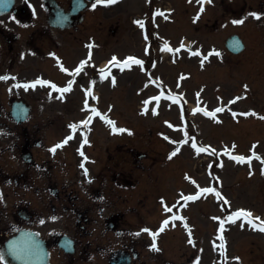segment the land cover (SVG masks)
I'll use <instances>...</instances> for the list:
<instances>
[{
  "label": "rangeland",
  "instance_id": "rangeland-1",
  "mask_svg": "<svg viewBox=\"0 0 264 264\" xmlns=\"http://www.w3.org/2000/svg\"><path fill=\"white\" fill-rule=\"evenodd\" d=\"M126 1L117 4L115 7L118 9L115 11L110 7L109 11L104 12L100 7L105 4H96V0H92L93 3L89 7L96 8V12L91 18L85 15L88 16L85 21L88 30L84 39L88 35H94L98 40V44L95 43L93 58L98 59L99 63L108 56L107 52L112 56L115 53L119 56L144 57L145 62L142 66L132 67L118 74V83L111 86L113 88L110 89L111 93L106 91V94L102 95L108 98V103L112 105V117L118 121L114 123L126 128L132 127L134 130L132 134L125 133L130 137L123 138L114 137L102 125L87 128L91 138L86 146L89 161L85 164L88 170L85 173L80 169L81 158L78 154H74L75 147L68 144L60 149L57 160L60 161L61 168V170L56 169L60 183L67 190L72 188L74 192L77 191V194H80V202H90L92 198L88 194L96 186L102 187L106 192L109 191L107 199L110 198L108 205L110 212L122 210L123 206L128 204L135 205V209L123 210L125 213L123 224L132 232H141L136 234L140 236L139 247L144 258L152 264H264V234L252 231L248 227L249 224L247 225L242 219H237L235 223L226 220L236 208L248 210L264 219V174H262L264 163L261 162L264 160V119H261L264 117V0H211L203 14L194 21L192 16L196 6L195 0H170L174 4L175 11L172 14L174 20H169L171 22L166 23L164 29L158 31L160 38L152 31L153 40H157L152 44L155 49L153 58L151 52L142 51L145 36L150 34L149 30L143 28V30L137 29L135 33L129 31L135 14H141L142 9L144 10L141 12L147 10L143 4L147 0ZM93 4L96 6L93 7ZM251 13L257 14L259 18L250 15ZM97 19L101 20L99 25ZM43 20L42 14H35L37 23H42ZM240 20L243 23H234ZM108 26L117 31H114V34L107 31ZM157 27H162V22ZM30 29L31 27H26L19 30L24 33L20 39L21 43ZM231 33H238L246 45L244 51L238 55L230 54L223 45L225 38ZM77 34L81 35L82 30L80 29ZM55 36H57L55 31L49 30L39 34L37 41L40 45L37 52L42 54L50 65L33 63L28 69L27 62L18 61L14 64L15 70L23 71L22 73L25 74L30 71L34 72L33 74L35 72H39V75L47 74L56 82L64 83L66 78L60 74L58 67L45 57V50H48L52 44L49 40ZM67 37L72 38V35ZM166 38L173 44L182 43L183 39H187L191 46L188 50H179L175 54L177 59L174 62L161 49ZM64 43V53H75L70 51L73 47L69 44L78 45V52L77 55L61 54L62 61L67 64L78 62L80 58L78 55L84 53L80 46L82 41L69 43L66 40ZM196 52L207 57L203 60V64L198 55L192 54ZM6 59L5 57L1 60ZM31 60H38V57H32ZM23 62L25 65L22 64ZM2 65H6V62H2ZM2 65L0 64V72H3ZM147 71H154L152 74L156 81L152 84L146 76ZM82 76L84 80L85 74L82 73ZM105 79L107 78L104 77ZM88 80L89 78H86V81ZM104 80L92 84L99 90L105 91L109 84ZM6 86V83L0 82V98L4 103L11 96L4 95ZM83 88L81 83L77 84L74 92L62 104L54 99L52 94L51 97L45 96L39 101L42 95L40 91H36L35 95L24 91L23 96L33 103L34 119H44H42L44 128L42 127L43 131L41 130L40 134L47 135L50 141L58 138L60 140L67 134L72 125L70 119L81 118L84 113L80 105L84 94ZM162 88L164 92L172 91V98L161 105L157 115L140 114L139 106L143 96ZM183 91H185V101L189 100L190 105L194 103L193 101L200 100L211 108L210 110L224 109L219 112L220 118L218 120L212 116L203 118L197 113L190 114L191 112L187 111L186 121L181 127L178 108L175 106L178 99L174 93L180 94ZM21 92L22 90H19L18 94ZM14 96L18 97L17 93ZM238 97L239 99H236ZM39 102L43 103V108L38 109ZM233 113L236 115L234 116ZM243 113L255 114L242 115ZM108 134L115 143L120 139L124 142L121 144L125 145L112 148L115 143L107 140ZM166 135L172 138L171 142L165 139ZM192 140L197 143L195 151ZM176 141H182L184 144L176 155L172 156L171 154L180 148ZM106 145L109 146L111 158L107 157ZM127 146L134 147L132 152L127 150ZM201 147L207 150L198 152L197 149ZM219 148L226 152L238 151L248 157H253L255 154L260 159L252 158L250 163L236 161L237 164L225 158L224 151H219ZM138 152H144L145 157L135 158L133 154ZM8 154L0 155L2 167H11L9 169L17 172L31 169L20 162L16 149L13 152L15 157L11 158L13 155L9 157ZM246 164H253L255 167ZM114 172L118 173L123 185H127L129 181L127 177L131 176L130 182L134 186L121 189L118 195V192L113 190L120 188L112 180ZM88 174L95 176L93 182ZM190 178H194L201 186L207 185L215 189L218 180L220 189L214 192L221 190L224 195L215 198L213 192L206 193L203 201L191 205L184 211L187 216L190 215L189 224L194 234L193 242H190V236L184 234L177 226L156 238L155 244L158 250L153 249L156 253L152 252L148 236L142 228L146 225L153 229L164 215L160 205L161 196H164L171 206L170 202L173 199L172 204H174L175 196L181 194V191L195 189L190 184ZM3 192L7 195L5 200L8 206L11 207L24 199L22 197L29 199L33 204L39 202L38 197L32 192H25L22 196L21 187H4ZM225 199L228 204L224 203ZM180 204L181 202L178 206ZM67 206L70 207L71 204L67 203ZM9 220L11 219L8 218L6 222ZM222 221L223 231L220 230ZM60 223L62 231L71 232L75 229L73 216L69 213H61ZM2 224L4 222L0 223ZM241 224L244 225L243 228ZM94 226L98 231V226ZM221 236L223 239L220 238ZM165 260H168V263Z\"/></svg>",
  "mask_w": 264,
  "mask_h": 264
},
{
  "label": "flooded vegetation",
  "instance_id": "flooded-vegetation-1",
  "mask_svg": "<svg viewBox=\"0 0 264 264\" xmlns=\"http://www.w3.org/2000/svg\"><path fill=\"white\" fill-rule=\"evenodd\" d=\"M50 8L45 5L47 11ZM12 10L25 13L27 8L14 6ZM10 25L7 24V27L0 28V43L3 42L0 50H6L9 65L14 62V56L18 54L15 45H19L17 38L9 28ZM0 77L9 79L11 74L6 71L4 74L0 73ZM10 89L12 87H7L6 90ZM39 123V121L37 123L32 121L25 127L15 128L14 131L12 118L6 106L3 107L0 103V154L6 152L11 155L15 148L23 153L31 154L30 161L26 163L31 169L17 172L0 165V223L4 222L0 225V245L3 240L18 229L32 228L39 233L38 236L43 240V245L47 250L45 264L115 263L116 259L110 260L113 250L135 249V241L126 242L123 240L124 234L120 227L124 212H115L116 215L111 219V215L107 211L108 206L104 208V205L107 204L105 194L98 188L90 190L88 194L92 198L90 202H80V197L74 194V190L68 191L57 177L56 169L61 170L60 161H56L54 157L48 161H38L33 157L32 149H37L40 156L46 153L45 143L41 139V135L37 133L40 128ZM42 150L44 151L42 152ZM107 157L110 156L107 155ZM113 179L117 181L119 177L115 175ZM14 186L22 188V196L25 192L37 195L38 204H33L29 199L22 197L24 199H21L18 204H14L12 207L8 206L5 200L7 195L3 192V188ZM69 202L75 229L71 232H62L59 217L62 207ZM8 218L11 220L6 222ZM94 225L98 226V231L95 230ZM110 227L114 228L113 234H118V239L109 237ZM63 235L69 237L67 240L73 249L72 252L60 246ZM0 264L5 263L0 259ZM131 264L144 263L136 260Z\"/></svg>",
  "mask_w": 264,
  "mask_h": 264
},
{
  "label": "snow or ice",
  "instance_id": "snow-or-ice-1",
  "mask_svg": "<svg viewBox=\"0 0 264 264\" xmlns=\"http://www.w3.org/2000/svg\"><path fill=\"white\" fill-rule=\"evenodd\" d=\"M117 2H118V0H96V4H114V3H117ZM207 2H208V3H211V0H207ZM197 3H200L201 5H203L204 0H197ZM96 4H93V7H95ZM201 11H203V8H201ZM160 14L162 15V13H160ZM250 15H253V16H256V18H259V17L257 16V14H255V13H251ZM136 23L140 24L141 27L143 26L141 21H136ZM234 23H243V21H242V20H240V21H234ZM88 47L91 49V48L93 47V45L89 44ZM181 47H183V45H181ZM166 50H168V51H172V49H170V48H166ZM176 51L178 52L179 49H176ZM192 54H193V55H199L198 52H196V53H192ZM216 55H219V53H216ZM204 59H207V57H205ZM113 62H117V58H116V57H113L112 60H111L109 63L111 64V63H113ZM81 63H82V65H84V64L87 63V61H83V62H81ZM130 63H134V64H142L143 61H141V60H139V59H136L135 57H128V58H126L125 61H123V64H124L125 67H128V66L130 65ZM201 63L203 64V60L201 61ZM80 70H81V69L78 67V68L76 69V72H79ZM65 71H67V70L65 69ZM101 71L103 72L104 70L101 69ZM0 79H7V77H0ZM113 82H114V81H113ZM49 83H50V82H48V81H43V80H39V79H38V80L35 81V83H34L33 85H31V86L34 87L35 84H45V85H47V84H49ZM52 87L55 88V85H52ZM57 90L63 93V92H67V91H69V90H70V87H65V88H63V89H57ZM153 99H155V100H159L160 97H154ZM236 99H239V97L236 98ZM232 102L234 103L235 101H232ZM147 103H149V101H145V104H147ZM86 107H87V105H86ZM223 110H224V109H222V108H216L213 112H210V113H209V112H205V114H206V115H209V116H212V117H215V114H216L217 112H221V111H223ZM197 111H200V109H197ZM93 114H94V115H100V114H99L98 112H96L94 109H93ZM250 114L254 115L255 113H243L242 115H250ZM233 115L235 116L236 114L233 113ZM261 119H264V117H261ZM84 123L87 124V121H85ZM108 123L114 125V122H113V121H108ZM72 127H75V126H72ZM113 131H114V132H124V131H126V130H125V129H119V128H115V127H113ZM69 139H72V137L69 136L68 138H66L65 141H63V143H67V141H68ZM84 143H87V140H86V139H85ZM61 146H62V144H58V145H56V146L52 149V151H55L56 148H59V147H61ZM193 147L195 148L196 145L193 144ZM253 148H255V145L253 146ZM178 150H179V149H177V151H178ZM206 150H207V149H205L204 147H201V148H198V149H197L198 152H203V151H206ZM212 151H213V153L215 152L214 149H213ZM81 154H82V153H81ZM225 154H228V153L226 152ZM171 155H172V156L176 155V152L174 151ZM170 158H171V157H170ZM230 158L233 159V160H236V161H238V162H248V163L251 162V159H252V158L260 159L258 156H255V154H253V157L230 156ZM261 162L264 163V160H262ZM81 167H83V165H81ZM85 173H86V170H85ZM249 174L251 175V172H250ZM262 174H264V169H262ZM200 191H201L202 193H207V192H214L215 189H213V188H204V189H201ZM216 194H217V196L219 197L220 194H219V193H216ZM198 198H199V194H197L196 196L185 197L184 199H187V200H195V199H198ZM221 198H222V197H221ZM222 199H223V198H222ZM224 203H225V204H228L229 202L225 199V200H224ZM166 210L169 211V212L172 211L171 208H167ZM172 219L175 220V219H183V218H182V217H176V216H174V217H172ZM214 219H219V218H215V217H214ZM237 219H242V220H244V221L247 222V223H248V224H249L254 230H258V231L264 232V220H262L260 217H253V214H252L250 211H248V210H245V209H239V210L235 211L234 213H232L230 216H228V217L226 218L227 222H231V223H235V221H236ZM163 224H164V225H167V224H168V221H167V220L164 221ZM243 226H244V225L241 224V227H242V228H243ZM223 228H224V222L222 221L221 224H220V230L223 231ZM163 230H164V227L162 226V227L159 229V231L162 232ZM143 231L148 232V231H150V230H149V229H144ZM151 235L153 236L154 241H155V237H156V235H158V232H157V233H151ZM220 238L223 239L222 236H221ZM190 242H191V241H190ZM151 247H152L153 249L158 250V249L156 248V244H155V242H153V244H152ZM2 258H3V257L0 256V259H2ZM237 259H238V258H237Z\"/></svg>",
  "mask_w": 264,
  "mask_h": 264
},
{
  "label": "water",
  "instance_id": "water-1",
  "mask_svg": "<svg viewBox=\"0 0 264 264\" xmlns=\"http://www.w3.org/2000/svg\"><path fill=\"white\" fill-rule=\"evenodd\" d=\"M226 46L234 52H238L243 48V44L241 43L239 37L236 34L230 36L227 39Z\"/></svg>",
  "mask_w": 264,
  "mask_h": 264
}]
</instances>
